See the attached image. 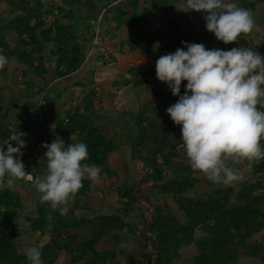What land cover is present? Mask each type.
I'll list each match as a JSON object with an SVG mask.
<instances>
[{
  "label": "trees",
  "instance_id": "16d2710c",
  "mask_svg": "<svg viewBox=\"0 0 264 264\" xmlns=\"http://www.w3.org/2000/svg\"><path fill=\"white\" fill-rule=\"evenodd\" d=\"M61 1V6L46 8L43 0H33L31 6L30 0H0V6L4 2H9L13 10L21 11L15 18L0 26V53L7 56L8 62L13 59L21 66L19 83L22 86L14 96H8L0 88V141L7 139L14 131L24 133L21 121L18 118L14 119V112L21 108L22 101L33 100L36 94V78L46 83V77L50 72L44 56L46 48L52 45L51 57L55 58L54 73L57 78H64L77 72L85 63L86 50L95 38L91 21L98 20L94 14L102 11L98 4L106 2L110 6V3H113V0ZM149 1L150 8L141 6L139 0L129 1L128 5L131 7L129 11L117 7L120 17L114 18L116 23L110 27L117 31L126 25L138 26L134 34L136 36L142 34L140 25L153 29L157 25L149 23L147 16L160 12L159 6L163 0ZM177 2L182 4L183 0ZM236 2L251 11L256 9L255 2L248 0ZM76 5L90 9V15L85 18V27L81 30L80 26L74 24L76 15L71 6ZM107 5L104 10L109 9ZM165 5L167 11L172 8L167 3ZM55 10L64 13L62 16L64 21L57 18L48 24L46 17L54 16ZM140 10L142 15L138 19L135 17L127 19L129 15ZM176 10L171 9L173 13L168 17L172 18L169 20L173 27L169 44L173 52L183 46L182 42L198 43L197 38L189 41L176 32L182 20L179 18L182 13L175 12ZM183 15L192 16L193 12L189 11ZM124 18L126 23L123 24ZM101 22L100 25L103 24L101 27L104 28L101 34L107 39L110 27L107 25L105 27V22ZM10 34H15L18 38L14 46L7 41ZM135 48L133 50L137 49ZM141 48L148 53H154L150 45ZM258 52L264 56V41L258 47ZM101 56L105 60V54L101 53ZM110 59L114 60L113 57ZM139 70L131 69L133 79L128 83L132 82L137 87L149 84L147 81L153 77L152 70L145 69L146 75L143 77L139 75L141 72ZM2 72L7 74V67ZM54 106V102H48L43 110H52ZM145 111L141 109L133 114L135 128L133 130L131 128V131L132 136L134 134L136 136L131 138L132 156L134 159L142 160L152 169L144 182L153 183L152 187L162 196H171L183 217L179 218L172 213L166 203H152L148 200L153 208V214L148 229L150 236L146 238L143 246L148 248L150 243L154 255L144 253L146 260H141L138 264H174L181 257L182 248L192 244L198 250L193 264H238L242 255L249 257L253 261L251 264H264V242L253 240L256 234L264 230V182L259 179L256 182L244 183L237 192L229 186L216 188L195 198L188 197L186 193L196 187L198 179L190 165L175 161L180 155L181 126L173 121L167 123L162 120V117L155 114V108L152 111ZM57 130L63 136L78 132L76 137L88 146L87 163L100 166L102 169L100 176L111 178V189L117 193L125 209L121 215L95 214L86 201L95 183L85 179L83 187L71 199L72 207L66 213L63 208L58 207L54 210L46 203L39 204L33 211L35 217H28L23 215L24 203L19 192L15 190L16 185L11 189L0 188V264H28L26 256L19 252L17 246V240L23 232L20 223L22 217L29 222L34 233L45 234L49 230V241L39 247L42 250L44 264H56L63 253L69 257L68 264H119L116 248L120 241L125 240L120 234H135L136 225L124 219L130 209L140 202L137 187L133 183L118 182V174L111 169L109 162V157L117 149L116 144L99 128L91 125L87 116L78 110L72 115L68 113L65 120L58 122ZM151 134L156 135L152 143L149 142ZM261 143L264 144V140ZM145 152L148 156L144 154ZM239 163L252 168L254 175L264 177V160L251 164L242 160L233 166H240ZM27 184L32 185L30 182ZM111 235H114L116 248L101 249V243Z\"/></svg>",
  "mask_w": 264,
  "mask_h": 264
},
{
  "label": "clouds",
  "instance_id": "9594fccd",
  "mask_svg": "<svg viewBox=\"0 0 264 264\" xmlns=\"http://www.w3.org/2000/svg\"><path fill=\"white\" fill-rule=\"evenodd\" d=\"M143 5L150 8V1L144 0ZM182 6L176 8L178 13L191 11L193 15L188 17L193 20L198 12L195 20L204 19L206 30L225 45L237 42L255 27L251 10L235 0H183ZM185 37L189 41L196 38L190 34ZM182 45L160 56L155 65L158 81L179 97L167 108V115L181 126L179 146L192 169L213 183L232 184L242 176L226 161L235 165L242 160L249 164L264 160V56L251 47L223 50L192 42ZM106 53L105 60L109 59ZM7 63V56L0 53V68ZM182 82H186L183 95ZM26 135L18 130L0 141V184L11 189L19 180L30 182L40 201L55 210L75 197L85 179L93 183L100 179L101 167L87 163V144L66 145L60 137L41 145L46 149L43 172L35 176L26 172L21 159ZM24 255L28 264H44L39 247L27 248Z\"/></svg>",
  "mask_w": 264,
  "mask_h": 264
},
{
  "label": "rangeland",
  "instance_id": "374dc122",
  "mask_svg": "<svg viewBox=\"0 0 264 264\" xmlns=\"http://www.w3.org/2000/svg\"><path fill=\"white\" fill-rule=\"evenodd\" d=\"M129 1L130 0H113V3H110L113 6L109 8L110 10L108 11L106 10L103 11L106 8L105 5H107V3L106 2L100 3L98 4V7L101 8L102 11L96 12L94 16L98 17V21L101 20L105 22V24L107 22V25L110 24L109 22H112V24L115 25L116 21L114 18H117V16L119 15L117 11V6L120 5L119 7L120 8L122 7L124 11H129L131 9V7L128 5ZM248 1L257 3L256 9L254 11H251L255 20V27L251 33L242 34L238 38L237 42H233L231 44L225 45L223 42L218 41L215 38L214 34L206 30L205 21L203 19L196 21V23L193 24L191 23L190 26H183L184 25L183 24L180 30L179 31L177 30L176 32L179 33V35L186 36L190 34L191 36L196 37L198 43L203 44L207 49L219 48L223 50H229L233 47L243 46V47H251L253 48L254 51L258 52V47L260 46L262 41H264V0L263 1L248 0ZM139 2L141 3V6L144 7L143 5L144 0H139ZM163 2L164 4H161L162 11H165L166 9L165 3H167L168 6L174 7L173 9H176L177 7L178 8L183 7L182 6L183 3L180 4L177 2V0H165V1L163 0L162 3ZM32 3L33 0H30L29 6H31ZM43 3L46 6V8H49L51 6L55 7L62 5L61 0H43ZM108 6L109 5H107V7ZM71 7L75 11V15H76L74 18V24L80 26V30L84 29L86 23L85 18H87V16L90 15V9H88V7H84L81 5H76ZM20 13L21 11L13 10V6L9 2L2 3L0 6V26L6 24L8 21L15 18V16L19 15ZM194 14L197 15L195 12ZM63 15L64 13H59L57 10H55V15L47 16L46 21L48 24H50L52 21H54V19L59 18L61 20ZM141 15H142V11L140 10L139 12H136L131 16L129 15L130 17H128L127 19L129 20L131 17H135V19H138ZM183 16L184 15H182V17ZM151 20L149 16H147V21L149 23L153 21ZM61 21L64 20L62 19ZM154 23L157 24V27H154L151 30L146 25L143 26L141 25L140 27L142 30V34L140 35L137 36L126 35L127 40L124 44H120L119 36L117 40H115L114 38L111 39L107 38V43L105 48L100 49L99 51V52L101 51L104 52L106 50L107 52H109V54H107L106 57H109V60L112 62L114 60H111L110 58L113 57V59H115L113 54L115 52L118 54H125L133 50V48H135L137 45L144 48L150 45L154 53L153 54L148 53L142 48L143 56L137 59V61L135 62L136 64L135 63H131V64H135V68L137 69L141 70L143 68L139 73V75L140 76L142 75V77L144 76V74L146 75L145 69L152 70L153 77L150 80L147 79L148 80L147 82H149L148 86L152 85L153 91H155L154 82L156 84L158 83V79L156 78L155 80L156 61L160 56L164 54V52H168V53L172 52L169 44V36H171V34L173 33V27L171 26V24H169V28H166L165 26V24L169 23V21L166 22L162 20H156ZM17 40L18 38L15 34H10L7 37V41L10 42L12 46L16 44ZM51 48L52 45H49L44 52V56L48 62L47 64L48 68L50 69V72L46 77V83L42 82L41 79L36 78L35 79V82L37 84L35 90L36 94L34 95L33 100L22 101L20 103L21 108L14 112V119L18 118L19 121H21L23 128L25 127L24 126L25 123H31L33 125L36 123V125L40 126V122L42 120V111L43 113L45 112L44 110H42V97L43 99H45L44 98L45 89L43 88L42 90V83L47 84L45 85V87H47L48 84L53 83V81H58L56 82V84H53L55 86L61 83L59 82L60 81L59 78H57L54 73L56 62H55V58L51 57ZM91 50L92 47L89 46L88 49L86 50V53L90 52ZM106 62L109 61L107 60ZM102 64L103 66H106L108 63H102ZM112 66H119V64L118 63L115 64L114 62V65ZM121 66L123 67L124 64L122 65L120 64V67ZM5 67H7V74H4L2 72V70ZM20 67L21 66L18 63H16L15 60L11 59L3 68H0V88L3 89L8 94V96L16 95L19 92L20 88H22V86L19 83L20 73H21ZM126 67H130V64H127L123 68L127 69ZM121 77L125 82L124 79L125 76H121ZM130 80L131 78L129 79V81ZM67 81L68 83L70 82L69 79ZM185 85L186 82L184 84V90H185ZM39 88H41V90ZM184 90L183 92L181 91V95H183ZM154 93L155 92H153V94ZM57 95L58 92L56 93V96ZM178 99L179 97L175 96L172 101H169V104L168 103L164 104L161 103L160 101V95L157 98L155 95L154 99L152 95V99H150V102H147L146 104L144 103L141 106L140 110L143 109L146 110L145 112H147V110L152 111V109L155 108L156 109L155 114L162 117V120H165L167 123H170L172 120L167 115L166 110L170 105L176 103ZM44 102L46 103L47 101L44 100ZM63 105H64L63 112H65L66 110H68L69 108L68 105L70 104H63ZM146 105L148 108H146ZM71 107L73 108L74 105L71 104ZM110 107L114 110V112H118L121 110V108H119V105L114 104V101H111ZM54 113H56L55 110L52 112V114ZM119 114H121V112H119L118 115ZM120 120H121L120 122L123 125H128V129L124 130L120 123V125L115 128L114 137H110L114 140L117 147V149L115 150V152L117 153L113 152L116 154L115 160L111 158L112 162L110 164V167L112 170L117 172L118 180H119L118 182L120 184H123L125 182L133 183L137 187V193L140 202L134 205L133 206L134 208L130 209L128 216L125 217L124 219L126 222L133 223L134 225H136L134 229L135 234L133 235L128 233L120 234L121 238L125 237V240L120 241L117 248L115 247L114 244V237H113L114 235H111L101 243L100 248L108 249V250H112L116 248L117 261H119L118 262L119 264H138L139 261L145 259L144 253H150L151 255H154L151 246H149L148 248H145L143 246V244L146 241V238L150 236V233L148 232L147 224L150 220V217L153 214V208L150 205V202H148V200L151 201L152 203H157V202L166 203L169 206L171 212L174 213L179 218L183 217V213L178 209L177 204L174 202L171 196H167V195L162 196L158 190L152 187L153 183L144 182L146 176L152 172V169L148 167L142 160L133 158L132 149L130 148V143L132 142L131 138L133 139L136 135L134 134L132 136V131L129 128L132 121L126 118H121ZM50 126H52V129L54 128V124L50 123ZM28 129L30 131V128L26 127V131H28ZM31 134L36 135L34 143L35 145H37L38 148H40V150L35 151L32 154L26 151L24 152L22 151L23 156L21 157V159L25 165V171L30 172L34 176L42 173L44 170V164L42 160L44 158L45 152L42 151V147H41V145L44 142V138L42 137V132L32 131ZM71 136H75L72 138V142H80V140L76 137L77 136L76 133H74ZM54 137H50L49 143H51L54 140ZM155 138L156 135L151 134L149 136V142L151 143L154 142ZM24 139L26 140V143L29 141L27 135ZM64 142L66 145L71 143L69 140L68 141L65 140ZM179 149H180V155L175 159V161L181 162L186 165H190V162L186 158L183 149L181 147ZM144 154L148 156L146 152ZM159 163H161L160 160ZM226 163L229 166H233L231 160L226 161ZM239 165L240 166L237 165V167L235 166V168L239 170V174L242 176V179L237 182H233L232 184L229 185H224L222 183H213L203 173L194 170V175L198 179V183L196 187L190 190L188 193H186V195L188 197L195 198L205 193H208L216 188L229 187V186L233 187L237 192L240 190V188H242L244 183L256 182L259 179H261L264 182V177H259L254 175L252 168L247 167L241 163H239ZM110 185H111V178L105 175L100 176V179L95 182V186L93 187L91 192L88 193L86 201L89 203L90 205L89 207L92 209L91 211H93L95 214L121 215L122 211L125 209V207L120 202L117 193L111 189ZM0 188L3 189L9 187L0 184ZM15 190L19 192L22 201L24 203L23 215L25 216L35 217L33 211L38 207V205L46 204L40 201L39 194L35 190L34 186L32 185L30 186L29 184H27V181L25 180L17 181ZM72 204L73 202L72 200H70L66 205H62L59 208H63V209L66 208L67 211L72 207ZM63 211L64 213H66L65 210ZM20 223L23 232L20 238L17 240V246L21 254H24V251L29 247H33V246L40 247L49 241L50 239L49 230L46 231L45 234L42 232L34 233L30 229L29 222L23 217L20 219ZM84 237L85 239L87 238L86 236ZM253 240H260L264 242V230L256 234ZM180 253H181V257L178 260H176L174 264H193V259L198 254V250L197 247L194 244H192L190 246H186L182 248ZM68 263H69V257L65 253L61 254L58 261L56 262V264H68ZM251 263H253V261L245 255H242L238 261V264H251Z\"/></svg>",
  "mask_w": 264,
  "mask_h": 264
},
{
  "label": "crops",
  "instance_id": "0c3cea01",
  "mask_svg": "<svg viewBox=\"0 0 264 264\" xmlns=\"http://www.w3.org/2000/svg\"><path fill=\"white\" fill-rule=\"evenodd\" d=\"M161 4H164V2ZM112 6L110 5L109 8H111ZM119 6L120 5H118L117 7ZM161 6L162 5L159 6L160 9ZM178 11L179 10H177V12ZM163 13H168L167 15L171 14V12L169 11L158 12L155 13V15H150L149 18L150 20H153H151L153 23L156 20H162L166 22L171 20L170 18L168 19V17L165 19L164 17H166L167 15H164ZM195 13L197 15L194 14L193 20L190 17H186V15H184L183 17L181 16L180 18L182 19V21L180 22L179 27L181 28L183 24V26H190L191 23H196L195 21L197 20L195 19H197L199 13ZM118 17H120V15H118ZM122 21L124 24L125 18ZM109 23L110 24L107 25L106 22L104 26L106 27L107 25V27L109 28L111 25H113L112 22ZM165 26L166 28H169V23H166ZM137 29L138 26L134 27L126 25L122 26L119 30L116 31L115 29L114 31L110 27V29H108L107 36L108 38H114L115 40H117L119 36L120 44H124L127 40L128 35L135 36L134 34ZM89 46L92 47V50L86 53L85 63L77 72L72 73L64 78H59V82L61 83L57 84L56 86L53 84H56V82L58 81H53V83L48 84L47 87H45V84L42 83V88L45 89V99H43L42 97V110L43 107L48 104V102H54L55 106L52 110H45L44 113L42 111V120L40 122V126L36 125V123L34 125L31 123H25L24 133L27 134L29 141L26 143V149H22L23 152L26 151L32 154L33 152L40 150V148H38L34 143L36 135L31 134L32 131L42 132V137L44 138L43 144L49 143L50 137L54 136V139L56 137H60L61 139H63V141L69 140L70 142H72L71 137L73 138L75 136H63L60 135L57 130L58 122L65 120L66 115L68 114L67 112H70V114L72 115L76 110H78L81 114L89 118V123L91 125L99 128L107 137H114L115 128L120 125L121 118L130 119V121H132L131 125L129 126L130 130L131 128L132 130L135 128L133 121L134 118L132 115L137 113L144 103L146 104L147 102H150V99H152V95L153 99L155 95L156 98L160 95V101L164 104H169V101H172L174 99L175 96L172 95L168 86L160 81H158L157 84L154 82L155 91H153L152 85L148 86V84H144L137 87L134 86L132 82L128 83L130 78L131 80L133 79L131 69L135 68V62L137 61V59L143 56V51L140 46L137 47L136 50H131L130 52H127L125 54H118L116 52L113 53L115 59L112 62L104 61L100 54L102 53V51L99 52L100 49L93 46V44H90ZM165 54H168V52H164L163 55ZM114 62L115 64L118 63L119 66H112L114 65ZM102 63L108 64L106 66H103ZM120 64H124L123 67H125L127 64H130V67H126L127 69H125L122 66L120 67ZM121 76H125V82ZM68 79L70 80L69 83L67 81ZM184 84L182 86H184ZM183 90L184 87L181 88L182 92ZM57 92L58 95L56 96ZM153 92H155V95L153 94ZM44 100H46L47 102L45 103ZM111 101H114V104L119 105V108H121V110L118 112H114V110L110 107ZM63 104H70L68 105L70 111L68 108V110L63 112ZM71 104L74 105L73 108L71 107ZM54 110L56 113L52 114ZM119 112H121V114L118 115ZM50 123L54 124L53 129L52 126H50ZM121 126L124 130L128 129V125H123L121 123ZM26 127H29L30 131L29 129L28 131H26ZM76 134H78V132H76ZM42 151L45 152L46 149L42 148ZM115 153L111 154V157L109 159L110 164L112 162L111 158L115 160Z\"/></svg>",
  "mask_w": 264,
  "mask_h": 264
},
{
  "label": "built area",
  "instance_id": "2783aa9c",
  "mask_svg": "<svg viewBox=\"0 0 264 264\" xmlns=\"http://www.w3.org/2000/svg\"><path fill=\"white\" fill-rule=\"evenodd\" d=\"M91 26H93V31L95 32V38L93 40L94 45L99 47L100 49H104L107 43V39L103 34H101L102 29L99 27L98 22H96L95 20L91 21ZM104 53H106V50L104 51Z\"/></svg>",
  "mask_w": 264,
  "mask_h": 264
},
{
  "label": "water",
  "instance_id": "95a60500",
  "mask_svg": "<svg viewBox=\"0 0 264 264\" xmlns=\"http://www.w3.org/2000/svg\"><path fill=\"white\" fill-rule=\"evenodd\" d=\"M151 219H152V216L150 217V220H149V222H148V224H147V228H148V229H149V226H150ZM149 246H150V243H149Z\"/></svg>",
  "mask_w": 264,
  "mask_h": 264
}]
</instances>
